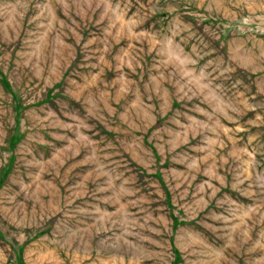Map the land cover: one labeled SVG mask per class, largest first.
<instances>
[{
	"label": "rangeland",
	"instance_id": "374dc122",
	"mask_svg": "<svg viewBox=\"0 0 264 264\" xmlns=\"http://www.w3.org/2000/svg\"><path fill=\"white\" fill-rule=\"evenodd\" d=\"M0 264H264V0H0Z\"/></svg>",
	"mask_w": 264,
	"mask_h": 264
}]
</instances>
